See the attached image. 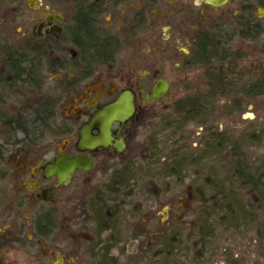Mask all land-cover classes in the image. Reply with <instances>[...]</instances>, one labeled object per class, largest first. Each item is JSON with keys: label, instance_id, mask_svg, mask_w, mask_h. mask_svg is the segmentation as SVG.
<instances>
[{"label": "flooded vegetation", "instance_id": "flooded-vegetation-1", "mask_svg": "<svg viewBox=\"0 0 264 264\" xmlns=\"http://www.w3.org/2000/svg\"><path fill=\"white\" fill-rule=\"evenodd\" d=\"M107 5L122 9L119 12L112 9L106 24L96 17L94 33L105 49L93 57L87 56L81 39L67 34L66 43L61 41L65 32L64 14L57 12L62 19L52 18L47 24L45 14L56 12L47 5L42 12L36 9L40 19L32 26L28 37L42 41L46 50L69 43L70 49L65 51L69 50L70 55L67 58L61 53L53 60L51 68L44 67V72L59 71L58 78H62V92L56 89L60 111L56 110V128L49 137L27 138L18 129L3 128L5 123L0 121V264H113L112 251L117 246L113 245L111 229L97 223L92 208L96 204V189L90 188L89 172L96 164L101 169H114V165L108 166L110 159L123 156L132 140L139 139V130L153 124V115L154 123L159 121L161 128L169 127L170 133L175 135L176 139H169L172 146L184 144L192 149L203 147L210 134L212 142L219 135L224 138L225 125H234L231 119L236 122L238 117L242 123L248 120L252 130L249 150L253 149L249 158L255 154L259 132H255L251 124L254 112L246 116L240 107L256 110L257 93L251 92L250 98L235 97L225 89L257 87L264 65L258 70L255 66L253 70L250 61L260 53L255 48L258 36L264 34V0H226L218 5L209 0H111ZM55 26L60 27L59 32L52 31ZM213 39L223 44L236 40L232 44L238 50L227 49L235 59L222 57L217 61L213 55H204L199 48ZM249 44L253 47L247 51ZM235 62H238L236 71ZM159 81L166 83V91L159 98L151 99L148 95ZM124 90L133 96L132 117L126 122L111 121L107 146L79 150V129ZM203 100L207 105L198 107ZM225 101L228 104L222 105ZM160 105L173 112L170 119L161 116V108L150 110ZM227 107L230 115H227ZM91 132L98 134L96 129ZM145 142V150L138 153V157L142 159L141 155L152 149L153 154L160 156L157 161L160 168L165 161L161 154L167 153L168 148L156 153L153 146L158 140L154 133L148 135ZM115 143L123 144V149L117 151L113 147ZM59 155L76 158L86 155L91 159V166L85 171L75 170L67 181H60L48 168ZM253 170L255 180L264 179V171ZM152 190L159 192L156 186ZM257 196L258 193L253 194L251 199L257 200ZM140 201L143 206V198L140 197ZM164 220L159 219V224ZM144 225L143 221L138 235L128 237V241L134 239V251L142 257L146 244H152L144 240L147 233ZM249 227L246 230H250ZM244 228L240 225L237 233L240 240L234 251H229L234 262L242 264L243 250L238 248L245 246L244 238H247L248 245L255 247L251 250L257 254L252 263L264 264V242L260 243L255 236H243ZM262 232L264 235V226ZM154 238L156 240L157 236ZM224 260L226 264H233L225 256Z\"/></svg>", "mask_w": 264, "mask_h": 264}, {"label": "trees", "instance_id": "trees-1", "mask_svg": "<svg viewBox=\"0 0 264 264\" xmlns=\"http://www.w3.org/2000/svg\"><path fill=\"white\" fill-rule=\"evenodd\" d=\"M7 1L13 0H0V8L1 3L7 5ZM53 1L73 8L72 16L69 15L71 20L68 33L76 40L81 39L87 56L93 57L100 54L105 48L101 45L102 41L95 36L93 26L96 17L104 11L105 6L111 0ZM20 7L19 4V9ZM19 9L16 6V11ZM13 18V13L9 12L3 16L0 9V98L7 99L0 101V121L6 124L3 128L18 129L27 138L45 137L56 128L54 117L58 98L52 92L42 91L40 74L45 65L51 68L54 61L48 58L42 41L32 36L25 37L26 40L20 37L17 42L8 38L13 31L11 29L9 32L5 31H8V25L13 24ZM199 50L204 55L215 56L217 61L222 57H234L228 53L223 43L220 41L218 43L214 39L201 46ZM225 90L227 94L235 97L250 98L251 92H256L258 98L263 97L264 69L256 88L240 90L226 87ZM198 104V107L207 105L204 100ZM229 111H231L230 108L227 109V115H230ZM248 124L240 132L230 130L231 127L226 124L224 138L219 135V138L212 142L210 134L207 141L203 143V147L192 149L184 147V144L175 146L171 144L167 153L161 154L165 157V161L161 163L160 168H157L156 176L159 178L171 175L179 177L181 172L186 171L187 173L194 171L199 177L198 180L192 179L189 185L193 195L188 211L195 231L194 246L193 248L188 247L189 252L192 253L191 257L188 260H180L175 250L180 246L179 242H183L185 235L183 230L174 229L171 234L164 232L161 234L162 237L153 240L152 244H146L144 259L139 258L143 262L135 259L132 260L134 264H201L198 257L202 250L210 246L208 240L213 237L215 228L223 231L232 230L237 235L240 225H243L245 227L241 231L243 236L252 231L253 236L260 243L264 242L262 232L264 179L255 180L253 167H249V163H246V159L249 161L248 156L251 155L249 145L252 141V130L250 123ZM257 135V141H260L263 136L260 132ZM151 150L144 156L141 155L143 161L147 163L159 161L160 156H156ZM212 159L216 161L215 165L212 164ZM219 165L225 168L221 179H218L219 172L213 170ZM127 166L128 164H124L121 167ZM208 166L209 168L205 170ZM117 176L112 177L111 174V180L99 188L95 199L96 204L92 207L97 223L104 224L106 228L111 229L114 247L118 246L121 239L118 229L121 211L124 213L122 207L126 201L130 202L129 199L133 198L129 184L122 180L121 175L118 178ZM179 178L182 181V177ZM256 193L259 195L257 200H252L251 195ZM128 196H130L129 199ZM131 203L134 209L139 208L138 200H133ZM107 209H109L108 212ZM246 227L250 230H246ZM184 241L187 243L186 239ZM262 250L264 252V243ZM114 258L113 264H118L117 258ZM228 259L233 264H237L231 254L228 255Z\"/></svg>", "mask_w": 264, "mask_h": 264}, {"label": "rangeland", "instance_id": "rangeland-1", "mask_svg": "<svg viewBox=\"0 0 264 264\" xmlns=\"http://www.w3.org/2000/svg\"><path fill=\"white\" fill-rule=\"evenodd\" d=\"M8 2V1H7ZM1 12L2 15H6L9 12L13 13V24L8 25V31L10 29L13 31L12 34L8 36L10 40H13L17 42L20 37H23L22 39L26 40L29 35H31L32 26L37 23V21L40 19L39 15L36 12V9L38 11H44V5H47L50 7V9H53L55 12H60L64 14V27L65 32L63 33V39L61 40L64 44L67 40L64 38H67L68 36V29L70 25V16H72L73 8L65 6L59 2H55L53 0H13L9 1L8 4L4 5V3H1ZM18 4V5H16ZM20 4V9H19ZM16 6H18V11H16ZM35 6V7H34ZM38 6V8L36 7ZM114 7H110L108 5L105 6V9L102 13L99 14V19L102 21V24H106L110 21L109 18V12L114 9ZM115 8V12L122 7L117 6ZM14 10V12H12ZM72 12V13H71ZM70 15V16H69ZM148 16V15H147ZM13 27V28H12ZM35 27V26H34ZM33 27V28H34ZM8 34V33H7ZM26 37V38H25ZM257 45L258 47L255 48L257 52L259 51V55L254 59L250 61V64L254 70L257 66V70L259 67L264 65V34L263 32L258 36L257 38ZM236 41V40H233ZM233 41L230 42H224L225 49H231L234 51H237L238 48L232 44ZM62 46H57L56 48L52 50H47L50 52V58L51 60H57L59 57V54L63 53L67 58H69V50L65 51L66 49H70L69 43L66 45L61 44ZM55 47V46H54ZM250 47L252 48L250 44L246 47L247 51H250ZM120 49V48H119ZM121 55H124L121 54ZM235 55V53H233ZM233 59H235L233 57ZM236 61V60H235ZM56 62V61H55ZM248 65V63L246 64ZM45 67V66H44ZM44 67L42 68V87L43 92L49 91L54 94H57L58 91L60 93L62 92V84L61 79L59 77V71H45ZM238 67V62H235L234 68ZM235 71L237 70L234 69ZM250 73H248L249 75ZM56 89H59L56 91ZM224 104H228L227 101H225ZM163 109L161 116H165L168 119H170L173 112L169 109H164L162 105L152 107L150 110L154 111L155 109ZM242 110V113L245 114L246 112H254L251 119V124L253 126V129H255V132H260L262 134L263 138L258 141V146L254 147L255 154L251 158L246 159V163L249 167H253L260 169L261 171H264V95L263 97L258 98V106L256 110L252 107H240ZM57 112L60 110L57 108ZM149 111V110H147ZM256 114V116H255ZM59 115V114H57ZM149 117V116H148ZM226 117V116H224ZM154 115L152 119L149 117L148 119H151L153 124L149 125L147 128H141L139 131V139H135V141L132 140V142L129 144V148L123 156L120 158H111L109 165H114V169H108V168H100L101 166L96 164L95 168H92L90 170V177H92V182L90 183L91 187L93 189H96V195L98 196L99 188L103 187V185L108 181L111 180V174L113 176H120L123 178L125 182H127L129 185V188L132 189V199H129L130 196H128V199L130 202L125 204L122 209L124 213L121 211V219L119 217L120 223H119V233L120 237L122 238L121 241L118 243L117 249H113L112 254L114 257L117 258V261L119 264H129V261L132 260H138L141 261L139 258L143 257L138 252H135L136 243L135 241L129 240L133 238V234H139V231H141V225L144 221L145 225L144 228L146 229V235L143 236L144 240H146V243L153 242L155 240L154 235L161 236L162 233L167 232L168 234H171L174 229L183 230V233L185 235V239L187 243L184 241L179 242L180 246L176 247L177 250H175L177 257L180 260H188L191 257V252H189V246L193 248L194 246V239H195V231L193 228V225L190 222V214L188 211V208L191 205V200L193 198V195L189 189V185L191 183V180H198L199 177L197 174L194 173V171H187L181 172L179 177H182V181L179 177L176 175H171L166 178H159L156 176V172L158 171L157 167L159 166V162L155 161L154 163H150V161L147 163V161H143L140 157H138V153H140L142 150H145V145L147 142H145V139L148 135L155 134V137L158 140V143L156 144L155 151L156 153H161L167 150L169 146H171L172 140L176 139L175 135H172L171 130L169 127L167 128H161V124L159 121H156L154 123ZM145 120H147L146 117H144ZM156 120V119H155ZM231 123L234 125H231V128L238 130L240 132L247 123H249L248 120H245L242 123V120L236 117V122L231 119ZM189 124V123H188ZM193 125V124H192ZM158 132V133H157ZM152 133V134H151ZM198 134V133H196ZM167 135H170L167 139L165 137ZM19 136V135H18ZM48 136V134L46 135ZM45 136V137H46ZM197 135H195V139ZM258 136V135H257ZM49 137V136H48ZM170 139V141H169ZM138 140V141H137ZM141 141V143H139ZM193 147L197 146V144L192 143ZM253 150V149H251ZM249 157V156H248ZM252 159V165L250 164ZM163 161V158H161L160 162ZM210 162L209 160H207ZM215 160L212 159V164L215 165ZM128 166L125 168H122L124 164H127ZM130 163V164H129ZM116 166V167H115ZM111 167V168H113ZM209 166L205 169L207 170ZM214 171H218V179L222 178V173L224 172L225 168H223V165H219L216 167V169H213ZM260 171V172H261ZM117 176V178H118ZM128 178V180H127ZM156 186L159 190L158 194L152 190V187ZM144 188V191H143ZM242 188V187H241ZM90 190H88L89 192ZM93 191V190H92ZM91 191V192H92ZM90 192V193H91ZM156 196V198H154ZM140 197L143 198L144 205H141ZM244 198V197H243ZM138 200L140 202L139 208L134 209L133 203L131 201ZM167 206L166 210L163 211V208ZM121 209V210H122ZM126 213V215H125ZM166 216L165 220L159 224V219H161L163 216ZM193 220V219H192ZM253 233L252 231L248 233V237H252ZM125 238V241L123 239ZM156 238V239H157ZM244 237H242L243 240ZM143 240V241H144ZM240 240V235L234 234V232L231 230L223 231L218 228H215V231L213 233V237L208 240L210 242V246H208L205 250H202L200 253V257H198V260L201 262V264H226V261L224 260V256L228 258V255L230 254L229 251H234V246L236 245V242ZM123 241V242H122ZM244 247L238 248L239 251H242V264H246L247 262L252 263V260H254L257 257V254L255 251H252L251 249H254L255 247L253 245H248V239L244 238ZM251 243L254 244L255 240L251 238ZM250 246V247H248ZM253 247V248H252ZM236 250V249H235ZM143 262V261H141ZM253 264V263H252Z\"/></svg>", "mask_w": 264, "mask_h": 264}, {"label": "water", "instance_id": "water-1", "mask_svg": "<svg viewBox=\"0 0 264 264\" xmlns=\"http://www.w3.org/2000/svg\"><path fill=\"white\" fill-rule=\"evenodd\" d=\"M34 1V0H32ZM212 4L218 5L224 3L226 0H209ZM35 7V6H34ZM37 7V6H36ZM52 18L62 19V16L57 13H47L45 14V22L50 23ZM60 31L59 27H54L52 29ZM162 84H164L162 86ZM167 85L163 81H159L149 93L151 99H157L160 95L166 91ZM135 111V106L133 104V96L130 92L124 90L120 92L116 99L108 104L103 106L94 115H92L88 124L84 125L79 129L78 133V142L77 148L81 151L89 150L91 151L96 146L105 147L109 144V126L112 120H117L120 122H126L129 118L132 117ZM92 129L98 131L97 135L92 134ZM113 147L117 151L123 149V144L115 143ZM91 166V159L88 156H82L79 158L69 157L59 155L57 156L53 164L48 165V168L57 174L60 181H67L69 176L75 170H87ZM167 206L163 208L165 211ZM166 216L164 215L161 219L163 220Z\"/></svg>", "mask_w": 264, "mask_h": 264}]
</instances>
